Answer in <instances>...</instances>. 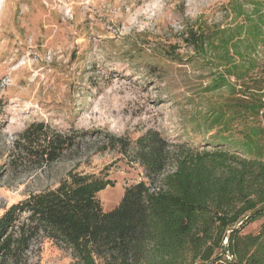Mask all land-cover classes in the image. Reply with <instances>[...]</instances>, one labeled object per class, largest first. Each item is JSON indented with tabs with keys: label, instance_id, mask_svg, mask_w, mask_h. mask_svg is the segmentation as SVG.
<instances>
[{
	"label": "rangeland",
	"instance_id": "rangeland-1",
	"mask_svg": "<svg viewBox=\"0 0 264 264\" xmlns=\"http://www.w3.org/2000/svg\"><path fill=\"white\" fill-rule=\"evenodd\" d=\"M190 30L206 40L204 51L186 43ZM262 67L264 0H0V216L71 173L108 175L115 184L99 199L113 210L127 187L148 180L134 148L149 130L175 144L241 138L239 122L220 125L238 96L206 90L228 70ZM39 123L72 137L54 163L17 149ZM31 256L32 264H74L43 237Z\"/></svg>",
	"mask_w": 264,
	"mask_h": 264
},
{
	"label": "trees",
	"instance_id": "trees-1",
	"mask_svg": "<svg viewBox=\"0 0 264 264\" xmlns=\"http://www.w3.org/2000/svg\"><path fill=\"white\" fill-rule=\"evenodd\" d=\"M187 35V44L205 50L203 36L193 30ZM224 87L238 96L237 104L227 107L229 120L220 124L228 115L222 112L214 125L229 130L239 122L241 138L220 134L216 143L175 144L149 130L134 148L148 180L127 187L113 210L106 212L99 199L115 184L104 173H71L56 188L6 209L0 264H32L34 242L42 237L68 250L74 264H264V222L246 232L264 221V207L252 213L264 204V67L228 70L206 91ZM71 139L39 123L16 146L50 164ZM117 141L123 152L131 148V142Z\"/></svg>",
	"mask_w": 264,
	"mask_h": 264
},
{
	"label": "water",
	"instance_id": "water-1",
	"mask_svg": "<svg viewBox=\"0 0 264 264\" xmlns=\"http://www.w3.org/2000/svg\"><path fill=\"white\" fill-rule=\"evenodd\" d=\"M264 207V204H262L261 206H259L256 210H254L252 213L261 210Z\"/></svg>",
	"mask_w": 264,
	"mask_h": 264
}]
</instances>
